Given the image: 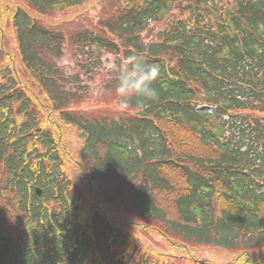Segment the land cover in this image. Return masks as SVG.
Wrapping results in <instances>:
<instances>
[{
	"label": "trees",
	"instance_id": "obj_1",
	"mask_svg": "<svg viewBox=\"0 0 264 264\" xmlns=\"http://www.w3.org/2000/svg\"><path fill=\"white\" fill-rule=\"evenodd\" d=\"M22 1L9 18L37 92L0 40V264H165L112 223L99 194L157 232L175 261L264 264V0H102L96 21L58 26L44 17L88 0ZM138 55L161 68L154 101L119 115L80 108L97 80L115 104L107 65ZM63 127L83 141L86 195ZM209 246L237 256L191 254Z\"/></svg>",
	"mask_w": 264,
	"mask_h": 264
},
{
	"label": "rangeland",
	"instance_id": "obj_2",
	"mask_svg": "<svg viewBox=\"0 0 264 264\" xmlns=\"http://www.w3.org/2000/svg\"><path fill=\"white\" fill-rule=\"evenodd\" d=\"M101 1L102 0H88L85 4L73 9V11L68 12L67 14H61L51 18L44 17V19L47 21L45 22V25L48 26L59 24L63 22V20H67L68 22L74 19L75 17H78L80 22L82 21V18H80L79 16L83 15L84 13H87L88 16L92 17L96 21L98 19V16L101 14V9L103 8V4L101 3ZM119 2L121 3L122 0ZM17 5H19V7L25 8L24 2L22 0H0V40L4 42V44L6 45V51L13 58L15 63L14 67L16 69H19V77L21 82L24 85L28 86L31 91L37 92V90L33 86L28 71L24 69V65L20 61L17 34L14 30V27H12V24L10 23V14L13 11V8ZM72 28H74V26ZM64 62L73 63L72 59H66L64 60ZM6 64H8V58L0 60V68L5 66ZM101 85V82L97 80V83L94 85V92L96 91L95 95L92 96L90 102L82 104L80 108H82L83 110H91L100 107L113 108L114 104L110 105L101 101L102 99H104V94L108 92L107 90H102L100 88ZM46 125L48 127L53 128L50 121H47ZM59 136H61V134ZM62 140L63 141L61 151L65 154L68 172L73 178V180L77 182L79 186L83 189L86 195L88 192H91V189L88 186L87 180L84 178L85 174L80 170L77 163V160L79 159V153L83 147V141L80 138V134L78 130L73 127H63ZM100 196L101 195L99 194L96 197V203L101 207L103 211H105L106 213L111 215V217L115 218L120 222L129 220L128 215L123 210L124 206H116L107 203H102V201L100 200ZM122 227L124 233H126L128 236H131V242L137 244L138 247H141L143 250L147 248L154 251H170L169 249H171V246L167 242H165V240L161 236H159L157 232L146 233L145 231H142V226L137 225L133 228L127 226L126 223L124 224V226L122 225ZM191 254L194 255V257L196 258H204L205 260H212L218 263L233 262L237 256L231 253V251L220 249L214 246L201 248L200 250H196ZM166 260L168 261H166L165 264H183L178 261H175L174 259ZM162 263L164 262L160 261L159 264Z\"/></svg>",
	"mask_w": 264,
	"mask_h": 264
},
{
	"label": "clouds",
	"instance_id": "obj_3",
	"mask_svg": "<svg viewBox=\"0 0 264 264\" xmlns=\"http://www.w3.org/2000/svg\"><path fill=\"white\" fill-rule=\"evenodd\" d=\"M257 27L264 33V23ZM107 67L116 74L114 91L118 99L112 108L114 113H128L133 107L142 109L146 102L158 97L154 86L161 77L158 64L150 63L138 55L130 61L113 62Z\"/></svg>",
	"mask_w": 264,
	"mask_h": 264
},
{
	"label": "water",
	"instance_id": "obj_4",
	"mask_svg": "<svg viewBox=\"0 0 264 264\" xmlns=\"http://www.w3.org/2000/svg\"><path fill=\"white\" fill-rule=\"evenodd\" d=\"M40 190H38V192H39ZM40 193V192H39Z\"/></svg>",
	"mask_w": 264,
	"mask_h": 264
}]
</instances>
